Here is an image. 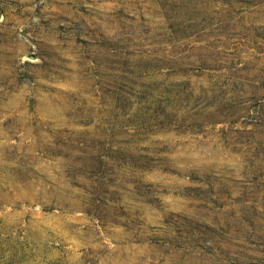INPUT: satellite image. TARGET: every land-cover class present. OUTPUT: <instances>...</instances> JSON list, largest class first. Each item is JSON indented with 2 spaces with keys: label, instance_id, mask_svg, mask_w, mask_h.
Returning a JSON list of instances; mask_svg holds the SVG:
<instances>
[{
  "label": "rangeland",
  "instance_id": "374dc122",
  "mask_svg": "<svg viewBox=\"0 0 264 264\" xmlns=\"http://www.w3.org/2000/svg\"><path fill=\"white\" fill-rule=\"evenodd\" d=\"M0 264H264V0H0Z\"/></svg>",
  "mask_w": 264,
  "mask_h": 264
}]
</instances>
